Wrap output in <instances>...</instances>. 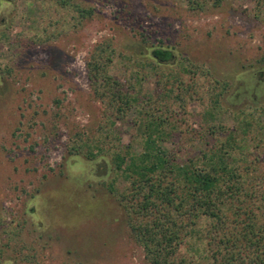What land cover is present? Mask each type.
Returning a JSON list of instances; mask_svg holds the SVG:
<instances>
[{"label":"rangeland","instance_id":"374dc122","mask_svg":"<svg viewBox=\"0 0 264 264\" xmlns=\"http://www.w3.org/2000/svg\"><path fill=\"white\" fill-rule=\"evenodd\" d=\"M69 2L92 16L76 21L57 0H0V264H149L118 197L128 183L113 165L117 151L140 153L137 113L111 126L86 60L111 40L109 73L124 81L121 56L135 66L128 58L147 45L172 48L173 75L198 89L167 96L175 130L161 147L184 161L211 148L210 128L221 140L236 131L232 155L256 178L247 186L262 192L264 0ZM156 81L150 74L143 93L154 94ZM211 81L221 86L217 112ZM241 113L249 116L245 133ZM194 246L187 238L180 254L197 260Z\"/></svg>","mask_w":264,"mask_h":264},{"label":"trees","instance_id":"16d2710c","mask_svg":"<svg viewBox=\"0 0 264 264\" xmlns=\"http://www.w3.org/2000/svg\"><path fill=\"white\" fill-rule=\"evenodd\" d=\"M57 4L71 8L76 21L93 13L69 0H57ZM115 59L111 40L97 44L86 60L87 78L112 127L116 121H124L130 111L137 113L140 153L127 148L117 151L113 165L128 183L118 197L149 264H264V191L247 186L256 178L249 176L248 166L243 169L232 155L238 144L236 131L221 140L212 127L208 135L215 138L210 149L184 161L177 159L161 147L173 140L175 130L173 106L165 100L174 91L187 93L198 85L193 80L185 86L173 75L176 55L172 48L147 45L137 58H128L135 66H124L126 57L121 56L124 81L109 73ZM193 66L187 61L183 69L193 75ZM150 74L159 86L154 94L141 89ZM211 82L209 97L217 112L221 109L216 93L220 83ZM183 97L175 95L178 103ZM241 114L238 128L245 133L249 116ZM204 219L211 224L198 230ZM187 238L196 241L193 249L197 260L180 254Z\"/></svg>","mask_w":264,"mask_h":264}]
</instances>
